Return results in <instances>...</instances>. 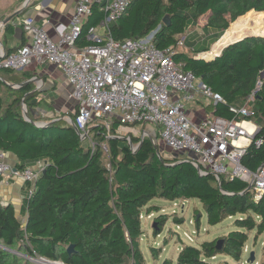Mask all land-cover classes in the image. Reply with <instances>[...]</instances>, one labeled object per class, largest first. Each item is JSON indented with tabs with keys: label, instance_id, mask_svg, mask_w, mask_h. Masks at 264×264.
I'll return each mask as SVG.
<instances>
[{
	"label": "trees",
	"instance_id": "trees-1",
	"mask_svg": "<svg viewBox=\"0 0 264 264\" xmlns=\"http://www.w3.org/2000/svg\"><path fill=\"white\" fill-rule=\"evenodd\" d=\"M109 1L91 5L84 33L106 17L104 6ZM202 17L207 20L204 33L212 43L229 28L214 45L217 53H211L215 48L206 47V41L198 42L187 34ZM6 29L13 31L10 24ZM110 31L116 40L153 35L158 48H172L177 65L225 99L226 104L214 105L218 117L237 119L232 109L241 108L259 88L252 105L254 116L249 119L260 128L256 139L264 138V38L234 43L208 61L197 57L207 51L204 55L213 57L247 35L264 36V0H131ZM181 36L183 45L194 54L179 49ZM40 93L31 73L0 72V152L15 160L17 170L45 163L33 194L27 193L19 213L0 198V264H36L19 254L63 264H147L140 249L142 217L160 212V207L150 205L155 198L197 199L210 226L234 217L236 227L199 246L183 244L176 261L166 258L162 264H207L221 254L241 261L249 232L264 233V200L254 202L246 182L223 179L219 183L214 175L201 174L184 156L164 157L148 137L123 139L116 120L109 128L93 122L89 136L82 139L64 116L45 118L41 114L47 102L39 98ZM68 115L75 120L76 113ZM242 163L254 172L264 166V145L252 143ZM25 184L31 187L30 182ZM176 214L172 218L154 215V234L160 235L170 219L182 224L184 219ZM200 220H196L198 226ZM221 239L223 245L218 249ZM70 246L72 252H68Z\"/></svg>",
	"mask_w": 264,
	"mask_h": 264
},
{
	"label": "built area",
	"instance_id": "built-area-1",
	"mask_svg": "<svg viewBox=\"0 0 264 264\" xmlns=\"http://www.w3.org/2000/svg\"><path fill=\"white\" fill-rule=\"evenodd\" d=\"M100 1L78 0L70 28L56 39L39 27L35 18L23 19L20 25L30 40L16 51L0 50V72H20L33 63L49 62L64 73L72 88L70 98L76 104V118L67 120L82 139L87 138L88 126L93 122H103L109 128L116 120L131 131L138 126L140 137L150 138L160 152L164 144L174 157H186L201 174L210 173L219 183L223 179L244 181L254 202L264 200V166L254 172L242 163L252 143L264 145L263 137L256 139L259 126L249 119L254 116L252 105L259 88L254 89L241 108L232 109L237 119L213 113L194 120L188 104L198 100L204 105L226 104L222 95L193 72L177 65L173 49L158 48L152 41L153 35L128 40L112 37L109 26L126 12L131 0H110L104 6L107 14L101 26H90L84 33L90 7ZM102 27L107 29L106 34L100 32ZM84 40L86 44L79 46ZM102 148L107 151L105 145ZM44 168L45 163L39 162L17 170L8 154L0 152V178L30 182L29 196ZM252 264L259 263L255 260Z\"/></svg>",
	"mask_w": 264,
	"mask_h": 264
},
{
	"label": "rangeland",
	"instance_id": "rangeland-1",
	"mask_svg": "<svg viewBox=\"0 0 264 264\" xmlns=\"http://www.w3.org/2000/svg\"><path fill=\"white\" fill-rule=\"evenodd\" d=\"M237 21V20H236ZM235 22V21H234ZM230 23V26L232 23ZM206 25V18H200L199 22L189 29V33L195 31L198 35V41H206V47L213 49L214 43L211 45V40L208 39V35L202 31V28ZM181 41L184 40V36L179 37ZM216 43V42H215ZM215 48V47H214ZM179 49L185 50L189 54H194V52L185 47L184 45H179ZM209 52V51H207ZM207 52H202L201 54H206ZM218 50L215 48L211 51V53H217ZM197 56V57H198ZM40 77L35 78V83L42 91V88H47L49 84L45 86L42 79ZM53 88V87H49ZM42 99V97L39 96ZM53 103V102H52ZM188 108L191 106L187 105ZM42 108L49 113L45 115V118H53L54 116H64L66 119L69 117V113H72L74 109V104L68 99L62 108H58V111H54L55 107H52L51 104L43 105ZM54 108V110H53ZM101 123V122H100ZM92 123L88 126V130H90ZM135 130H130L128 127L120 129V136L131 138V136H141V128L136 126ZM89 136V131H88ZM87 136V137H88ZM90 139V138H88ZM161 149V154L164 157L172 158V151L170 148L165 146L164 144ZM28 193V189H27ZM152 206H158L161 208L159 213L151 214L149 216L144 213L142 217V229L144 235L141 239L140 249L145 257L147 264H162L164 259L169 258L176 261L178 254L181 250L183 244H188L192 246H199L204 241H210L216 237H221L227 235L230 231L234 230L236 227L234 225L235 218H228L222 224H218L217 227L210 226L208 224L207 215L204 210L203 204L197 199L191 200H176L169 201L164 198H155L150 202ZM177 213L175 216L178 218H183L184 222L182 224L177 225L173 222L172 219L167 222L164 227L163 232L160 235H155L153 232V223H154V215L158 216L160 214H167L172 218V215ZM197 219L200 220V225L198 226L196 223ZM24 222V220H23ZM152 247L156 248V253L152 252ZM245 248L247 252L243 253L242 260L236 261L232 257L227 255H217L216 259H209L207 264H242L248 260L251 252H255L256 261L259 264H263L264 262V233L258 235L257 231L249 232V239L246 243ZM23 258L30 259L32 262L36 264H50L48 259H44L47 262L40 258H30L19 254ZM51 264H63L62 262H51Z\"/></svg>",
	"mask_w": 264,
	"mask_h": 264
},
{
	"label": "crops",
	"instance_id": "crops-1",
	"mask_svg": "<svg viewBox=\"0 0 264 264\" xmlns=\"http://www.w3.org/2000/svg\"><path fill=\"white\" fill-rule=\"evenodd\" d=\"M77 2L78 0H0V50L15 51L30 40L29 34H27L20 25L21 21L27 17L35 18L39 27H43L53 39L58 38L61 33H64L70 28L71 16ZM87 20L85 21V25H87ZM102 22L103 20L93 26L100 27ZM7 24L12 26L13 31L7 32ZM114 24L115 23L109 26L110 34V27ZM202 31L204 32L203 28ZM100 32L106 34L107 29L102 27L100 28ZM187 34H191L193 39L198 41V35L195 31L191 33L188 32ZM208 39L211 40L210 43L212 45L213 40L210 37H208ZM85 44V40L79 42V46H84ZM20 72L31 73L33 75L34 82L35 78L39 76L40 79L36 80L40 81L42 79L45 86L49 84L47 88H42V91H40V97L44 98V101L51 104L52 107H55V110L53 108L54 111H58V108L64 107L66 101L69 99L74 104L72 112L76 113V104L70 98L72 88L68 84L66 76L59 68L49 62H44L41 65L33 63L28 68ZM36 86L37 89L40 90L37 84ZM188 110L189 114L192 115L196 121L204 118L205 114H215L214 105H204L201 100L192 104ZM40 111L43 116L49 114L44 109ZM121 128L123 127L120 126L118 130L119 133ZM9 161L12 162L15 160L11 158ZM26 195L27 186L22 179L11 178L4 180L0 178V198L5 203L13 204L18 213L20 212L22 201ZM23 219L26 221V217ZM216 258L217 257H213L211 259L215 260Z\"/></svg>",
	"mask_w": 264,
	"mask_h": 264
},
{
	"label": "water",
	"instance_id": "water-1",
	"mask_svg": "<svg viewBox=\"0 0 264 264\" xmlns=\"http://www.w3.org/2000/svg\"><path fill=\"white\" fill-rule=\"evenodd\" d=\"M252 11H254V10H252ZM8 21H9V20H8ZM164 22L167 23V24H169V18H168V17H165ZM229 27H230V26H229ZM228 29H229V28H228ZM228 29L225 31V33L223 34V36H222V37H221V38H220L215 44H217V43H218V42H219V41H220V40L226 35ZM253 37H262V38H264V36H260V35H247V36H244V37H242V38H240V39H238V40H235V41H233V42H231V43L225 45L224 47H222L220 53H219V54H216V55L213 56V57H209V58H207V55L201 54V55L198 56V58H199V59H203V60H207V61H208V60H211V59H214V58L220 56L221 53L223 52V50H224L225 48H227L228 46H230V45H232V44H234V43H237V42L243 41L244 39L253 38ZM263 76H264V72L262 73V77H263ZM13 87L18 88L19 85H14ZM24 109H25V112H26V117L28 118L27 110H26L25 107H24ZM78 133H79V132H78ZM123 139H126V140H127V138H123ZM136 149H137V148H135V150H136ZM153 227H155V226H153ZM222 245H223V240L221 239V240H219V241L217 242V248L220 249V248L222 247ZM73 249H74L73 246H70V247L68 248V252H72ZM255 260H256L255 252H251L250 257L248 258L247 262H249V263L252 264V263L255 262ZM51 262H53V261H51ZM51 262H48V263L51 264Z\"/></svg>",
	"mask_w": 264,
	"mask_h": 264
},
{
	"label": "clouds",
	"instance_id": "clouds-1",
	"mask_svg": "<svg viewBox=\"0 0 264 264\" xmlns=\"http://www.w3.org/2000/svg\"><path fill=\"white\" fill-rule=\"evenodd\" d=\"M244 252H245V249H244Z\"/></svg>",
	"mask_w": 264,
	"mask_h": 264
}]
</instances>
